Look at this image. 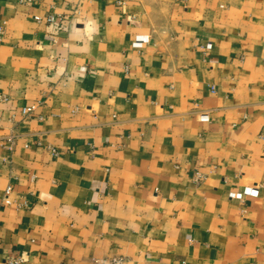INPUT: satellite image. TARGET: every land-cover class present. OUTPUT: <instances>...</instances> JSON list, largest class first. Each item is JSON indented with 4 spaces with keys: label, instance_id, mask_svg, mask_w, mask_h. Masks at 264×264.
Masks as SVG:
<instances>
[{
    "label": "crops",
    "instance_id": "0c3cea01",
    "mask_svg": "<svg viewBox=\"0 0 264 264\" xmlns=\"http://www.w3.org/2000/svg\"><path fill=\"white\" fill-rule=\"evenodd\" d=\"M0 93V264H264V0H0Z\"/></svg>",
    "mask_w": 264,
    "mask_h": 264
},
{
    "label": "built area",
    "instance_id": "2783aa9c",
    "mask_svg": "<svg viewBox=\"0 0 264 264\" xmlns=\"http://www.w3.org/2000/svg\"><path fill=\"white\" fill-rule=\"evenodd\" d=\"M118 3H122V1H118ZM47 19L50 21V22H57L58 23V27L60 29L63 28L64 26V23H63V19L59 18L58 16H55L53 14H49L47 16ZM145 41V38L140 36V37H137L134 42H133V45L135 47H140L142 46L143 42ZM210 47V44H207L206 45V48H209ZM7 98L4 94H1L0 93V102L2 101H5ZM34 105H31V106H24L22 107L21 109V113L23 115H28L30 112L33 111L34 109ZM205 178V174L203 172H201L200 170L196 169L194 172H193V181L194 183L198 184L200 183L203 179ZM244 193H249V194H252V195H257L258 194V188H250V187H246L244 188ZM13 194H14V190L12 188V186L8 185L5 187V190H4V196H3V200L4 202L9 205V206H14L15 204H18V202L13 198ZM28 202L24 201L22 204L20 205H24V206H28ZM6 261L10 262V263H14V264H19L23 261V258L19 255H9L6 257ZM122 258L121 257H114L111 261L112 264H121L122 263Z\"/></svg>",
    "mask_w": 264,
    "mask_h": 264
}]
</instances>
